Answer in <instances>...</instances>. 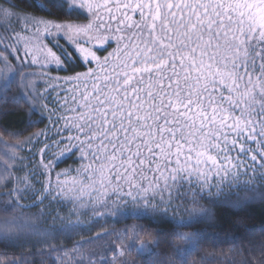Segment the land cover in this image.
<instances>
[{"label":"snow or ice","instance_id":"obj_1","mask_svg":"<svg viewBox=\"0 0 264 264\" xmlns=\"http://www.w3.org/2000/svg\"><path fill=\"white\" fill-rule=\"evenodd\" d=\"M49 3L56 12L37 6L50 16L83 10L87 23L55 22L22 14L13 0L0 3V100L24 101L33 115L32 102L46 101L43 107L61 125L56 132L61 139L54 141L60 156L79 153L81 163L58 173L55 187L49 180L42 194L34 188L33 173L15 177L23 187L0 199V248L5 249L0 262L24 264L9 259L7 249L21 241L80 234L85 225L78 217L91 214L96 221L147 220L149 227L125 228L116 233L119 247L108 244L101 251H82L91 240L72 249L48 245L41 250L57 253L52 264H117L126 253H135L141 264H196L193 257L202 264L199 253L208 237L194 226L212 217L200 204L205 192L215 196L214 204L240 210L237 216L257 201L264 204V190L255 183L257 170H264V0ZM61 39L72 51L60 45ZM74 64L84 70L75 71ZM34 66L40 71H24ZM56 70L73 74L49 75ZM32 76L72 87L52 97L57 85L36 92V85L26 83ZM13 88L21 92L9 97ZM52 146L46 143L41 152ZM56 166L43 164L48 175ZM11 171L5 161L3 187L12 183ZM259 179L264 180V171ZM29 192L34 203L21 204ZM49 197L70 205L69 217L77 219H65L55 209L42 211V222L14 214ZM145 232L152 236L147 242L139 240ZM260 256L264 264V244ZM119 264L129 261L119 259Z\"/></svg>","mask_w":264,"mask_h":264},{"label":"trees","instance_id":"obj_2","mask_svg":"<svg viewBox=\"0 0 264 264\" xmlns=\"http://www.w3.org/2000/svg\"><path fill=\"white\" fill-rule=\"evenodd\" d=\"M3 3V0H0ZM13 3L19 6L22 12L30 13L33 15L43 16L49 19L57 21H71L81 22L86 21L85 13L80 9H77V15L74 13L72 16L67 15H52L48 12L41 11L38 4H43L50 11L56 12L57 10L49 3V0H13ZM68 48V46H66ZM72 51L71 48H68ZM104 55L106 53H103ZM75 71H83L84 69L78 67L76 64L72 65ZM57 75H71L73 73L65 72L63 70L54 71ZM21 92L20 88H13L8 94L9 97L18 96ZM42 100H40L41 102ZM35 105V115L30 113L29 105L24 101L14 103L9 99L7 103L4 100H0V172H4V162L7 161L9 169L14 166L15 171H11L12 183L8 187H3L4 180H0V199L8 200L10 197L3 196L2 194L9 191L14 187H23L22 184H17L15 177H24L28 173L34 174L33 185L34 188L38 187L42 194L44 187V174L38 167V151L43 147V143L52 135L54 136L55 130L60 127L56 124V115L50 113L45 109L41 103L32 102ZM49 105V103H48ZM43 132V135L37 136V133ZM18 133L19 135H14ZM44 138L46 139L45 141ZM50 138L49 140H51ZM63 147V146H62ZM59 154V151H58ZM53 158V156L51 157ZM54 162L58 163V166L54 167L52 173L66 171L68 169L78 168L81 161L79 160V153L72 156L70 153H66L63 156L57 155ZM260 171L257 170L256 181L262 190H264V180L259 179ZM242 180L249 179L247 176H242ZM39 181V183H36ZM205 198L200 201V204L205 208L211 209L212 217L209 220L201 221L194 227H198L203 230L204 234L208 237L206 243H204L200 249V256L205 257L202 264H245V261L260 262V246L264 244V204L259 201L255 202L252 206L248 207L246 211L241 212L240 216L235 215L237 211L229 205L214 204L212 201L215 196H208L205 192ZM21 204L30 205L34 203L32 199V193L29 192L27 196L20 201ZM69 205H61L52 201V198L45 200L43 204L38 207H25L17 209L14 213L19 216L21 220H31L35 222H42L39 218V214L48 212L55 209L61 217L65 219L75 220L74 217H69L67 212ZM67 208V209H66ZM44 219L51 222L50 217ZM242 220V224H238V221ZM85 229L77 233H71L67 235L58 236L54 239H49L47 242L43 240H35L28 243L21 241V246L17 248L7 249L9 259H30L32 264H52L48 263L49 256L52 255L51 251H42L48 245L55 247L56 249H70L73 248L81 241H87L95 233L100 231H110L113 236L117 231L123 228L131 229L133 226L143 225L145 228L149 227L147 220L137 219H125L121 217H101L98 221L95 218H87L85 222ZM59 224V221H57ZM152 228H168L169 225L154 224ZM152 236L146 232L141 233L139 240L149 241ZM163 240V237H161ZM127 243V241L123 242ZM99 247H104L103 243H100ZM164 245L158 251H163ZM5 249L0 248V253H3ZM43 259V261H42ZM119 259H126L129 264H141L140 258L135 254L126 253L124 257ZM119 259L117 264H119ZM196 260V264H201L198 257H193ZM2 264V262H0Z\"/></svg>","mask_w":264,"mask_h":264},{"label":"rangeland","instance_id":"obj_3","mask_svg":"<svg viewBox=\"0 0 264 264\" xmlns=\"http://www.w3.org/2000/svg\"><path fill=\"white\" fill-rule=\"evenodd\" d=\"M1 3V2H0ZM81 11H83V10H81ZM84 12V11H83ZM23 13H25V12H22V14ZM85 13V12H84ZM27 14H30V13H27ZM86 14V13H85ZM33 15V14H32ZM36 16H38V15H36ZM38 17H42V18H45V19H49V18H46V17H43V16H38ZM49 20H53V19H49ZM53 21H55V22H71V21H57V20H53ZM74 23H80V24H84V23H87V20L86 21H81V22H74ZM21 35H24V33H21ZM46 42V41H45ZM59 43H60V45H62V46H64V47H66V46H68L66 43H65V40L64 39H61L60 41H59ZM112 47H115V44H113L112 45ZM112 49L111 48H109V51H111ZM106 55V54H105ZM30 59V58H29ZM53 67H55V66H53ZM24 71L25 72H39L40 71V68H39V66H34V67H30V68H25L24 69ZM49 75H51V76H53V77H61V78H63L64 76H62V75H57V74H55L54 73V71H51L50 73H49ZM65 76H67V75H65ZM26 83L28 84V86L29 87H31L32 85H36V88H35V91L36 92H40V93H42V92H44L45 91V89L46 88H49V86L50 85H57V81H55V80H53V81H47L46 80V78H42V77H40V76H32V77H29L28 78V80L26 81ZM69 87H72V85H65V84H63L62 82L61 83H59L57 86H56V91H53L52 93H51V96L52 97H55L56 96V93L57 92H59L60 90H61V88H69ZM28 89L27 88H25L24 89V91L26 92ZM33 102H38V103H41V105L43 106L45 103H46V101H44V100H42L41 102H40V100H38V101H33ZM48 108H52V104L51 103H49V105H48ZM46 109V108H45ZM53 115H55L54 113H53ZM62 123V122H61ZM60 125V124H59ZM61 126V125H60ZM59 128V127H58ZM56 132H57V129L55 130V133H54V136H56V138H52V135L51 136H49V138L46 140L45 138H44V140L43 141H45L44 143H43V147L42 148H40L39 150H37L38 151V159H39V162H38V167H39V169H41L42 171H43V173H44V186H46L47 184H48V182H49V180H51V182H52V184H53V187H55V184H56V179H57V174L58 173H62V172H64V171H61V172H56V173H51V175H48L47 174V172L45 171V169L43 168V164L44 163H48L49 161H53V159H56L57 158V155H59L58 154V151H60L57 147H55V145H54V141L55 140H59V139H61V137H58L57 135H56ZM50 138H52L51 140H49ZM50 144V145H53L50 149H48V150H46L45 152H41V149H44V147H45V144ZM63 145H61V147H62ZM53 156V158H51ZM250 175H251V173L249 174V176H247V178H250ZM70 178V177H69ZM61 179H64V177H61ZM35 189H37V190H39L38 189V187H36ZM53 196H55V192H53ZM51 198V197H50ZM64 205H66L67 206V204H64ZM71 206L69 205L68 206V209L70 208ZM67 209V208H66ZM68 209H67V212H68ZM79 218V220L81 221V222H85V219H87V218H91V219H93L94 217L91 215V214H89V215H81V216H79L78 217ZM74 219L76 220L77 219V217H74ZM123 229H125V228H123ZM122 229V230H123ZM122 230H120V231H117L116 233H120V232H122ZM103 233H110V231H100V232H98V233H95V235H93L91 238H88V240L87 241H89V240H91L92 241V243H84V245H83V249H82V251L83 252H85V253H87V252H90V251H101L103 248L102 247H99V245H100V243H103V245H104V247L105 246H107L108 244H113V245H115V246H117V247H119L120 245H121V241H117L116 240V235L115 236H113V235H108V236H104L102 239H100V240H94L93 238L95 237V236H97L98 234H103ZM129 235H131V232L129 233ZM81 242H83V241H81ZM125 242V241H124ZM79 243V242H78ZM70 249H72V248H70ZM57 253H52V255L51 256H49L48 258H49V260L48 259H46V261L48 262V263H52V260H51V258L53 257V256H55ZM23 260V262H24V264H32V262H31V260L30 259H22ZM42 261H43V259H42Z\"/></svg>","mask_w":264,"mask_h":264}]
</instances>
